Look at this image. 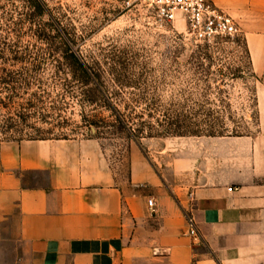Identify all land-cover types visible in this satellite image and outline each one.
I'll return each instance as SVG.
<instances>
[{"label":"crops","instance_id":"0c3cea01","mask_svg":"<svg viewBox=\"0 0 264 264\" xmlns=\"http://www.w3.org/2000/svg\"><path fill=\"white\" fill-rule=\"evenodd\" d=\"M211 2L259 79L254 130L167 138L125 180L95 138L0 140V264L263 263L264 0Z\"/></svg>","mask_w":264,"mask_h":264},{"label":"rangeland","instance_id":"374dc122","mask_svg":"<svg viewBox=\"0 0 264 264\" xmlns=\"http://www.w3.org/2000/svg\"><path fill=\"white\" fill-rule=\"evenodd\" d=\"M70 51L98 65L101 93L58 68ZM0 55L40 59L39 68L28 70L33 83L25 95L34 91L42 100L39 117L0 128V140L95 138L120 180L136 159L181 135L159 133L158 122L196 132L190 135L255 128L259 79L244 39L196 41L180 13L162 19L148 0H0ZM114 110L136 135L115 122Z\"/></svg>","mask_w":264,"mask_h":264},{"label":"trees","instance_id":"16d2710c","mask_svg":"<svg viewBox=\"0 0 264 264\" xmlns=\"http://www.w3.org/2000/svg\"><path fill=\"white\" fill-rule=\"evenodd\" d=\"M40 64V59H27L17 56L5 57L0 55V128L2 130L18 128L22 124L27 125L28 115L37 114V117L40 116L39 107L40 101H42L40 96L36 95L34 91L28 92L29 96L25 95V92L28 91L27 88L33 83L31 80L26 79V77L29 75L32 76L33 74L29 73L28 70L35 71L39 68ZM15 65L18 67H10ZM58 68L65 69L70 71L71 74L79 76L82 84L90 85V87H93L100 93L103 91V82L98 72V65L91 64L72 51H70L69 55L63 61H60ZM86 96L87 100H92L93 98L90 97L93 95L87 94ZM27 110L29 112H26ZM114 119L128 134L133 133L136 135L134 132L135 128H132V124L128 125L129 119H127L126 115L114 110ZM139 124L136 130L142 133L145 130V123L143 124L141 122ZM158 124H161L159 133L196 134L195 131H186L185 127H183L184 129H180L178 126L172 129L169 121L165 125L161 122H158ZM130 130L131 133L129 132ZM147 134H152V131L149 129Z\"/></svg>","mask_w":264,"mask_h":264},{"label":"built area","instance_id":"2783aa9c","mask_svg":"<svg viewBox=\"0 0 264 264\" xmlns=\"http://www.w3.org/2000/svg\"><path fill=\"white\" fill-rule=\"evenodd\" d=\"M154 4L158 15L172 21L180 13L186 23L188 33L200 42H209L215 37L239 35L241 28L237 21L227 12L220 9L211 0H148ZM130 4L132 0H125ZM148 206L153 210L152 198L147 199ZM186 233L196 235L194 216L186 215Z\"/></svg>","mask_w":264,"mask_h":264}]
</instances>
